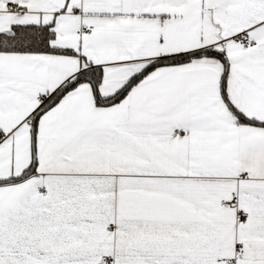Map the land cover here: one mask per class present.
Listing matches in <instances>:
<instances>
[{
  "label": "snow or ice",
  "instance_id": "6c2138e0",
  "mask_svg": "<svg viewBox=\"0 0 264 264\" xmlns=\"http://www.w3.org/2000/svg\"><path fill=\"white\" fill-rule=\"evenodd\" d=\"M0 264H264V0H0Z\"/></svg>",
  "mask_w": 264,
  "mask_h": 264
}]
</instances>
